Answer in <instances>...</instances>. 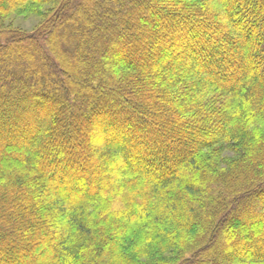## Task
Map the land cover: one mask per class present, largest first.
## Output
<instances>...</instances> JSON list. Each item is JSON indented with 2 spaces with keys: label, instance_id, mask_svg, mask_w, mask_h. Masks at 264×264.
<instances>
[{
  "label": "trees",
  "instance_id": "16d2710c",
  "mask_svg": "<svg viewBox=\"0 0 264 264\" xmlns=\"http://www.w3.org/2000/svg\"><path fill=\"white\" fill-rule=\"evenodd\" d=\"M0 264H264V0H0Z\"/></svg>",
  "mask_w": 264,
  "mask_h": 264
},
{
  "label": "rangeland",
  "instance_id": "374dc122",
  "mask_svg": "<svg viewBox=\"0 0 264 264\" xmlns=\"http://www.w3.org/2000/svg\"><path fill=\"white\" fill-rule=\"evenodd\" d=\"M13 26H18L24 31H32L38 25L39 18L32 15H13L11 18Z\"/></svg>",
  "mask_w": 264,
  "mask_h": 264
}]
</instances>
